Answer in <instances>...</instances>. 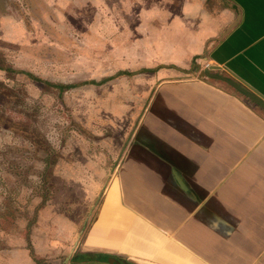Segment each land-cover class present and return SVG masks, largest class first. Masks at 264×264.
<instances>
[{
  "label": "crops",
  "instance_id": "obj_1",
  "mask_svg": "<svg viewBox=\"0 0 264 264\" xmlns=\"http://www.w3.org/2000/svg\"><path fill=\"white\" fill-rule=\"evenodd\" d=\"M115 1L136 11L121 71L64 82L116 86L115 141L60 145L88 218L40 197L0 264H264V0Z\"/></svg>",
  "mask_w": 264,
  "mask_h": 264
},
{
  "label": "rangeland",
  "instance_id": "obj_2",
  "mask_svg": "<svg viewBox=\"0 0 264 264\" xmlns=\"http://www.w3.org/2000/svg\"><path fill=\"white\" fill-rule=\"evenodd\" d=\"M117 4L115 0H0V64L28 71L54 84H83L118 73L121 71L118 58L127 45L121 32L123 29L126 32V21L136 11ZM0 81L15 92L20 90L9 107L0 106L6 121L16 125L20 132L25 129L40 134L56 151L57 159L50 183H38L35 188L33 179L29 182L11 174L12 166L3 160L12 158L16 163L13 168L18 166L15 170L20 172L31 162V151L0 155V241L24 239L36 216L33 226L40 224L37 208L40 197L51 200L53 205L49 207L54 213L60 212L62 198V207L64 204L67 210L72 204L74 213L80 212L86 220L89 206L77 198L74 185L60 178V145L63 140L74 139L92 144L89 135L94 133L115 141L114 129L120 123L111 117L105 120V99L99 96L110 94L116 86L59 91L1 71ZM23 105L38 111H29L30 117H26L19 112ZM26 139L33 144L39 138H24L10 130L0 133V151L28 144ZM68 188L75 195L68 194Z\"/></svg>",
  "mask_w": 264,
  "mask_h": 264
},
{
  "label": "trees",
  "instance_id": "obj_3",
  "mask_svg": "<svg viewBox=\"0 0 264 264\" xmlns=\"http://www.w3.org/2000/svg\"><path fill=\"white\" fill-rule=\"evenodd\" d=\"M0 71L5 72L9 74V76H22L32 82H37L45 87L52 88V89H57L59 91H64V90H72L73 88H77L79 85L78 84H65V83H60V84H54L49 81L44 80L42 77H38L28 71H22L18 69H14L8 66H4L3 64H0ZM101 82H95L91 81L86 85H98ZM17 90V89H16ZM20 90L15 92L14 88H9L7 87L2 81H0V106L2 105H7L9 107V104L12 102L16 101V95ZM19 99V98H18ZM20 99H24L23 97ZM23 102V100H22ZM19 112L23 113L26 117H30V112L29 111H35L37 113L36 108H29L27 105H23ZM6 119L4 117V111L0 109V133H5L6 131L10 130L13 131L17 134L23 135L24 138H30L33 136L38 137L39 139L36 141H32L26 139L29 143H24V145L20 147H14V146H9L6 148L4 151H0L1 156L7 155V153H26L31 151L32 154L30 153V159L31 162L27 167L22 169L20 172H17L15 169L18 170V166L13 168V165L16 163L12 161V158H4L8 164L12 166V171L10 172L11 174H14L16 177H21L23 179L27 178V181H31L33 185H35V188H37L38 183L40 184H48L50 183V177L52 173V169L57 161L56 159V151L49 145L47 140L44 141V138L40 134H33L30 132H27L25 129L20 132L17 130L16 125L12 123H6ZM28 133V134H27ZM36 142V143H34ZM24 156H27L26 154ZM43 202L45 200H48V197H42ZM37 264H40L39 261L36 262Z\"/></svg>",
  "mask_w": 264,
  "mask_h": 264
},
{
  "label": "water",
  "instance_id": "obj_4",
  "mask_svg": "<svg viewBox=\"0 0 264 264\" xmlns=\"http://www.w3.org/2000/svg\"><path fill=\"white\" fill-rule=\"evenodd\" d=\"M251 98L253 99V101H255V102L258 103L261 107L264 108V105H263L258 99H256L255 97H252V96H251Z\"/></svg>",
  "mask_w": 264,
  "mask_h": 264
}]
</instances>
